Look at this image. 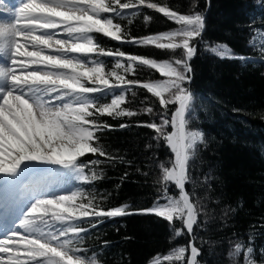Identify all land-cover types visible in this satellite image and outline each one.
Returning <instances> with one entry per match:
<instances>
[{"label": "snow or ice", "instance_id": "obj_1", "mask_svg": "<svg viewBox=\"0 0 264 264\" xmlns=\"http://www.w3.org/2000/svg\"><path fill=\"white\" fill-rule=\"evenodd\" d=\"M17 3L9 11L10 18L0 20V204L11 205V211L0 218V264H104L102 251L83 247L85 238L106 221L126 215H155L169 223L170 239L188 237L186 245L158 254L150 264H200L203 240L197 233L204 227L201 217L208 213L196 195L192 167L206 138L202 130L191 126L196 96L187 87L192 80L190 61L206 28L205 13L196 10L197 0L186 11L170 6L167 0L163 4L152 0ZM143 8L162 14L177 27L132 36L121 21L139 15ZM151 21V16H144L145 24ZM98 35L120 44L153 46L172 52L173 57L157 60L105 48ZM249 43L254 48L259 43V60L264 62V38ZM206 50L220 59L257 60L234 54L225 43ZM105 57L112 59L111 68ZM140 66L155 70L162 79H129ZM137 87L155 99L145 96L140 101L145 106L134 111L127 106L131 103L128 94L135 98ZM141 113L153 119L135 126L154 130L152 139L163 142L171 153L158 164L156 199L150 208L105 206L107 196L98 200L92 185L105 178L104 166L125 161L101 143L106 131L116 130L104 117ZM130 126L121 123L118 127ZM50 166L64 170L80 184L56 191L35 179L50 171ZM127 176L125 172L121 180ZM188 184L193 186L191 191ZM172 185L178 195L170 193ZM176 222L181 226L176 227ZM259 228L264 229V221ZM254 235L248 242L232 244L228 252L232 264H238L236 258L241 255L244 264H257L251 245ZM108 246L104 241L101 249ZM259 253L264 264V248Z\"/></svg>", "mask_w": 264, "mask_h": 264}, {"label": "trees", "instance_id": "obj_2", "mask_svg": "<svg viewBox=\"0 0 264 264\" xmlns=\"http://www.w3.org/2000/svg\"><path fill=\"white\" fill-rule=\"evenodd\" d=\"M152 2L163 4L165 0ZM167 3L186 11L192 0H167ZM196 10L205 13L206 28L202 40L197 42V54L190 61L192 80L187 87L196 96L195 119L191 126L202 130L206 138V144L199 146L192 167L196 195L208 213L201 217L204 227L197 233L203 240L200 264H232L228 256L232 244L237 240L248 242L254 231L251 245L256 249L257 264H261L259 249L264 248V229L259 228L264 221V62L259 60V43L254 48L249 41L259 42L264 38V0H197ZM145 15L152 17L148 24L144 22ZM121 22L137 37L177 27L162 14L147 8ZM96 38L105 48H118L157 60L173 57L172 52L153 46L120 44L99 35ZM216 43L228 44L234 54L257 60L251 63L220 59L206 50ZM175 55H179V50ZM103 59L111 68L112 59ZM128 78L147 81L162 79V76L140 66L136 75ZM133 90L136 97L129 93L131 103L127 106L134 111L145 106L140 103L145 96L155 99L142 88ZM156 110H160L158 104ZM104 119L116 126V130L106 131L101 143L114 155L122 156L125 163L104 166L105 178L96 181L91 190L98 200L101 195L107 196L104 205L108 207L121 204L130 205V210L152 207L159 186L156 183L160 175L158 164L171 156L163 142L152 139L156 135L154 130L135 126L138 121H151L153 117L141 113L135 117ZM121 123L131 126L121 129L118 127ZM149 144L151 149L146 147ZM129 160L133 161L131 165L126 163ZM125 172L128 176L121 180ZM192 187L186 185L190 191ZM225 209H228L227 215ZM180 226L176 222V227ZM171 237L169 223L155 215H126L108 220L90 231L83 247L102 251L104 264H150L158 254L166 255L171 248L188 242L187 236L175 240ZM104 241L109 242V246L101 249ZM236 259L238 264H244L242 255Z\"/></svg>", "mask_w": 264, "mask_h": 264}, {"label": "rangeland", "instance_id": "obj_3", "mask_svg": "<svg viewBox=\"0 0 264 264\" xmlns=\"http://www.w3.org/2000/svg\"><path fill=\"white\" fill-rule=\"evenodd\" d=\"M16 6H18L17 2H16ZM1 10H2V8H0V14H4L5 12L1 11ZM9 18H7V19H9ZM42 175L46 179L44 178L43 181H41V182L46 183V184H50L53 187V189L56 191H61L66 187L76 186L79 183L78 180H76L74 178H70V174L65 173L64 170L59 169L56 166H50V171L45 172ZM42 175H40V176H42ZM54 175H57V176L54 178H51ZM40 176H38V177H40ZM35 179H37V177ZM170 193L172 195H178V191L175 189L174 185H173V191H170Z\"/></svg>", "mask_w": 264, "mask_h": 264}, {"label": "bare ground", "instance_id": "obj_4", "mask_svg": "<svg viewBox=\"0 0 264 264\" xmlns=\"http://www.w3.org/2000/svg\"><path fill=\"white\" fill-rule=\"evenodd\" d=\"M17 0H0V8L1 11H4V14H0V20L9 18V11L12 9L13 5H16ZM57 175L52 176L51 178L56 177ZM45 177L42 175L40 177L37 176V180L43 181ZM46 179V178H45ZM11 211V207L0 204V218L5 217L7 213Z\"/></svg>", "mask_w": 264, "mask_h": 264}]
</instances>
